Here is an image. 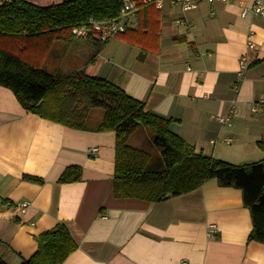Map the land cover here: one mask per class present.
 <instances>
[{
  "label": "crops",
  "instance_id": "1",
  "mask_svg": "<svg viewBox=\"0 0 264 264\" xmlns=\"http://www.w3.org/2000/svg\"><path fill=\"white\" fill-rule=\"evenodd\" d=\"M159 9L155 47L144 50L120 36L73 37L82 42L61 43L60 50L84 51L83 64L54 70L112 80L148 110L171 117V130L205 154L237 164L264 158L257 146L264 140V17L242 16L238 0H200L187 11L164 0ZM127 23L135 25L133 13ZM242 54L248 67L239 77ZM231 105V123L218 121ZM102 115L91 108L86 129L69 127L26 111L0 85L1 260L20 264L36 251L37 234L62 222L77 248L60 264H264V243L248 240L252 223L238 187L210 177L159 202L115 197V133L95 130ZM128 141L147 150L154 144L145 126ZM69 165L81 166V179L58 182Z\"/></svg>",
  "mask_w": 264,
  "mask_h": 264
},
{
  "label": "trees",
  "instance_id": "2",
  "mask_svg": "<svg viewBox=\"0 0 264 264\" xmlns=\"http://www.w3.org/2000/svg\"><path fill=\"white\" fill-rule=\"evenodd\" d=\"M122 4L123 0H63L41 6L28 0H0V85L12 90L26 111L77 129H86L89 111L100 107L103 115L95 130L115 133V197L159 202L215 177L220 185L241 189L252 223L248 240L264 243V158L237 164L205 154L171 130V117L148 110L112 80L82 69L51 72L26 58L30 48L46 52L55 40H70L71 28L91 16L118 19ZM160 13L154 3L138 1L135 25L116 36L144 50L155 47ZM139 126L149 129L157 156L129 144ZM257 146L264 150V140ZM81 176V166L69 165L58 182L79 181ZM23 177L42 182L35 176ZM36 240V251L20 264H60L77 248L62 222L41 231ZM0 264L7 263L0 259Z\"/></svg>",
  "mask_w": 264,
  "mask_h": 264
},
{
  "label": "built area",
  "instance_id": "3",
  "mask_svg": "<svg viewBox=\"0 0 264 264\" xmlns=\"http://www.w3.org/2000/svg\"><path fill=\"white\" fill-rule=\"evenodd\" d=\"M138 1L145 4L154 3L157 8H160L164 0H123L122 8L120 10V17L118 19H96L89 17L87 20L74 25L71 28V34L75 38L86 39L89 37H95L101 42H106L109 39L115 37L120 32H123L127 26L128 15L133 13L137 8ZM172 3H178L182 10L187 11L195 9L198 6L200 0H170ZM209 3L212 2H225L230 3L233 0H205ZM240 6V14L242 16L252 14L264 17V0H238ZM182 21V19H181ZM252 35V32L249 33ZM254 42L247 40V47L254 48ZM248 67L247 57L242 54L238 59L237 75L240 77ZM257 105L254 104L251 109L256 110ZM230 112L226 115H219L216 119L220 122L231 123L234 106L231 105ZM96 150V147L91 148V152ZM28 202L20 203V207L24 210ZM215 231V229H212Z\"/></svg>",
  "mask_w": 264,
  "mask_h": 264
},
{
  "label": "rangeland",
  "instance_id": "4",
  "mask_svg": "<svg viewBox=\"0 0 264 264\" xmlns=\"http://www.w3.org/2000/svg\"><path fill=\"white\" fill-rule=\"evenodd\" d=\"M68 42H82V40L74 39L73 37L69 41L55 40L46 52H39L38 50H32L30 48L25 51V56L32 63L43 66L51 72L57 67H60V69L63 71H68L70 70L69 68H71L70 66H81L83 64V59L86 58L84 51H81L75 55H69L67 50H60V47L63 46L61 43L67 44ZM94 108H97L98 111H103L100 107ZM155 147L156 146L152 144V146H148L147 148L152 155L157 156L159 152L154 150Z\"/></svg>",
  "mask_w": 264,
  "mask_h": 264
}]
</instances>
